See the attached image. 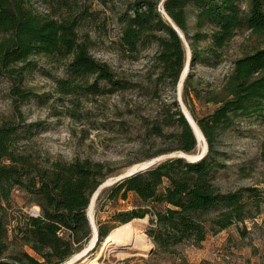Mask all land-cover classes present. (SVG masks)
<instances>
[{
	"label": "trees",
	"instance_id": "16d2710c",
	"mask_svg": "<svg viewBox=\"0 0 264 264\" xmlns=\"http://www.w3.org/2000/svg\"><path fill=\"white\" fill-rule=\"evenodd\" d=\"M160 1L134 0L119 15L118 52L138 58L144 48L154 46L144 83H127L91 54L88 38L77 33L75 19L39 13L30 0H0V75L21 81L34 65L32 57L41 55L52 62L67 61L66 77L56 79L57 89L66 95L80 88L96 96L138 87L156 104L153 114L144 118L143 134L165 144L143 159L175 151L195 153L197 141L176 96L185 46L167 16L186 36L190 65H215L240 30L264 36V0H164L165 13ZM201 41H206L204 47ZM192 75L188 72L184 80L182 96L207 141L204 157L193 161L167 157L109 185L104 196L107 202L131 197V207L115 210L110 219L120 225L147 220L144 231L160 251L185 242L198 245L209 232L252 218L250 199L259 195L255 187L223 190L217 177L227 166L226 153L219 149L223 134L243 118L264 116V47L254 46L232 61L221 90L206 99L216 106L202 115L189 103L191 92L201 98L192 87ZM77 78L85 86L77 85ZM15 92L21 99L32 94ZM15 136L16 124H0V264H63L88 243L89 199L114 169L109 162L88 157L40 165L14 148ZM16 189L39 206L38 215L15 207ZM261 201L264 195L254 201L255 207ZM103 224L98 223V244L112 229Z\"/></svg>",
	"mask_w": 264,
	"mask_h": 264
},
{
	"label": "rangeland",
	"instance_id": "374dc122",
	"mask_svg": "<svg viewBox=\"0 0 264 264\" xmlns=\"http://www.w3.org/2000/svg\"><path fill=\"white\" fill-rule=\"evenodd\" d=\"M133 1L30 0L39 13L75 19L79 37L88 38L91 54L108 63L117 79L127 83H144L151 71L149 57L154 46L148 45L138 58L126 57L117 49L122 35L119 15L127 11ZM159 8L161 10L160 4ZM190 22L191 26L194 23L192 18ZM205 44L206 41L200 42L201 47ZM254 46L264 47V36L240 30L223 48L219 63L189 64L188 72L193 74L192 87L197 88L201 95L197 98L191 92L189 97V103L197 114L210 112L216 106L206 99L221 90L232 61ZM189 48L185 46V59L191 58ZM32 59L34 65L25 70L21 81L0 75V124L4 121L16 124L17 136L12 144L17 151L29 155L33 162L47 165L49 160H72L77 157L109 162L114 173L103 181L105 183L133 165L150 160L143 157L165 145L146 139L143 134L144 118L153 114L156 104L138 87L96 96L85 94L80 88L76 93L66 95L57 89L56 79L66 77L67 61L52 62L41 55ZM76 80L77 85L85 86L78 78ZM17 90L32 94L27 99H21L15 92ZM182 100L186 105L183 97ZM263 141L264 116H252L237 121L227 129L219 144V149L226 153L224 159L227 165L217 177L222 189L255 187L259 190L256 191L259 195L250 199L252 218L217 233L209 232L198 245L185 242L169 251L156 250L144 231L147 220L136 219L130 224L136 231L143 232L150 244L142 249L119 247L107 250L96 264H179V261L185 264H264V202L259 203V208L254 202L264 195ZM201 148L198 145L196 152ZM108 187H103L93 202L92 216L96 228L99 222L114 228L119 223L110 219L111 214L115 210L131 207V197L126 201H104ZM29 199L28 194L19 189L12 193V203L20 211L30 213L32 208L40 211L38 205L29 203ZM97 242L89 255L100 254L103 241ZM77 253L65 262L77 261Z\"/></svg>",
	"mask_w": 264,
	"mask_h": 264
},
{
	"label": "bare ground",
	"instance_id": "6f19581e",
	"mask_svg": "<svg viewBox=\"0 0 264 264\" xmlns=\"http://www.w3.org/2000/svg\"><path fill=\"white\" fill-rule=\"evenodd\" d=\"M179 32L181 34V31ZM181 104H182L181 105L182 109L186 112V114H188L190 118H192L194 124L197 126L196 121L194 120L193 116L191 115L190 111L188 110V108L186 107V105L184 104L182 100H181ZM202 138L203 137L201 136L200 145L202 148H204V144H202L204 141H202ZM93 202L94 200L92 199L86 210L88 211V215H89L92 227L96 228V225L94 223L93 216H92ZM95 232L96 231H94L93 234L90 236V241H89L88 246L76 254L78 256L77 261L74 260V262L73 261L68 262L69 264H96L97 261H99L100 258L103 257L102 256L103 253L107 250L118 249L119 247H123L128 250L142 249L146 247L148 244H150L148 237L136 231L134 227H132L130 222H125V223H121V225L119 224L115 226L114 228H112L107 233V235L103 237L102 249H101L100 254L93 256V255H89L88 252L91 249H93L95 242H97L96 241L97 233Z\"/></svg>",
	"mask_w": 264,
	"mask_h": 264
},
{
	"label": "water",
	"instance_id": "95a60500",
	"mask_svg": "<svg viewBox=\"0 0 264 264\" xmlns=\"http://www.w3.org/2000/svg\"><path fill=\"white\" fill-rule=\"evenodd\" d=\"M163 1L164 0H161L160 7H161V11L163 13H165L164 12V7H163ZM167 18H168L169 21H171V24H172L173 28L176 30V32L178 33V35L181 37V39L183 40V43H185V46L189 47V45H188V43H187V41L185 39L186 36H184V34L182 32L180 34L179 31H181V30L174 24V22H172V20L168 16H167ZM189 52H191L190 51V48H189ZM190 56H191V53H190ZM189 64H190V59L189 58H186L185 59V63H184V67H183V69H182V71H181V73L179 75V80H178L179 82L177 83V94H178L177 100L179 102L180 108H181L182 112L184 113V116H185L187 122L189 123V125H190V127H191V129L193 131V134H194L195 139L197 141L196 142V145L197 146L200 145V140H201V136H202L203 137L202 138V141H204L203 142L204 143V148L199 149L195 153H187V152H184V151L183 152L182 151H175V152L168 153V155L167 154H162V155L153 157L150 160H147V161L138 163V165L135 164L132 167H130V169H127L126 171L118 174L114 178L109 179L105 183L104 182L101 183L97 187V189L92 193V195H91V197L89 199L88 205L90 204V202H91L92 199L95 201L96 197L98 196L100 190L103 187L109 186V185L115 183L116 181H118V180H120V179H122V178H124V177H126V176H128V175H130L132 173H134V172H137V171L146 169L149 166H151V165H153V164H155V163H157V162H159V161H161V160H163V159H165L167 157L179 156V157H183V158H185L187 160H191V161L200 159L201 157H204L205 153L207 152V141H206V139H205V137H204L201 129L198 127V124H197V126L194 124L192 118H190L188 116V114H186V112L182 109V106H181L182 105L181 104V100H182V97H183L182 96V89H183V84L185 82L184 80H185V78L187 76V70L189 69ZM86 215H87V212H86ZM87 218H88L89 224L91 226V235L93 234L94 231H96L95 233H97V228H93L92 227V224L90 222V219H89L88 215H87ZM64 264H69V263L65 262Z\"/></svg>",
	"mask_w": 264,
	"mask_h": 264
},
{
	"label": "built area",
	"instance_id": "2783aa9c",
	"mask_svg": "<svg viewBox=\"0 0 264 264\" xmlns=\"http://www.w3.org/2000/svg\"><path fill=\"white\" fill-rule=\"evenodd\" d=\"M30 214H32V215H38V214H39V210H38V209H36V208H32V210H31ZM179 264H185V263H184V262H181V261H179Z\"/></svg>",
	"mask_w": 264,
	"mask_h": 264
}]
</instances>
